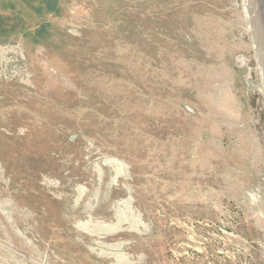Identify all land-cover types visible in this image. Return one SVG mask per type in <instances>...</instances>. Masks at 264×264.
<instances>
[{
  "label": "rangeland",
  "instance_id": "1",
  "mask_svg": "<svg viewBox=\"0 0 264 264\" xmlns=\"http://www.w3.org/2000/svg\"><path fill=\"white\" fill-rule=\"evenodd\" d=\"M0 0V264H264V79L246 0Z\"/></svg>",
  "mask_w": 264,
  "mask_h": 264
},
{
  "label": "water",
  "instance_id": "2",
  "mask_svg": "<svg viewBox=\"0 0 264 264\" xmlns=\"http://www.w3.org/2000/svg\"><path fill=\"white\" fill-rule=\"evenodd\" d=\"M246 10L264 79V0H246Z\"/></svg>",
  "mask_w": 264,
  "mask_h": 264
},
{
  "label": "trees",
  "instance_id": "3",
  "mask_svg": "<svg viewBox=\"0 0 264 264\" xmlns=\"http://www.w3.org/2000/svg\"><path fill=\"white\" fill-rule=\"evenodd\" d=\"M37 2H39V7L41 6L40 8H37L36 6L38 10H46L49 13L57 14V11L59 9L58 0H37ZM8 24V17L0 15V30L4 29V31H11L16 28L14 26H8Z\"/></svg>",
  "mask_w": 264,
  "mask_h": 264
}]
</instances>
